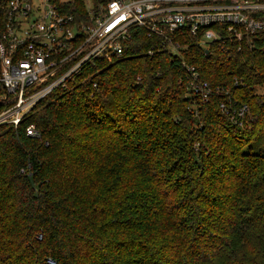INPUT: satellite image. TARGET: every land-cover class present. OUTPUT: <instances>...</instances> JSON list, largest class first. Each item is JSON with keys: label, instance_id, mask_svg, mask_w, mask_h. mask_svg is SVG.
Returning <instances> with one entry per match:
<instances>
[{"label": "trees", "instance_id": "obj_1", "mask_svg": "<svg viewBox=\"0 0 264 264\" xmlns=\"http://www.w3.org/2000/svg\"><path fill=\"white\" fill-rule=\"evenodd\" d=\"M161 41L136 30L89 85L0 127V264H264V35L210 55ZM222 105L249 111L234 124Z\"/></svg>", "mask_w": 264, "mask_h": 264}, {"label": "built area", "instance_id": "obj_2", "mask_svg": "<svg viewBox=\"0 0 264 264\" xmlns=\"http://www.w3.org/2000/svg\"><path fill=\"white\" fill-rule=\"evenodd\" d=\"M70 4L0 0V127H18L58 91L89 85L88 68L121 58L138 29L162 38L160 48L177 55L188 50L185 35L208 55L212 44L223 47L226 38L255 46V38L264 35V0H110L99 7L85 0L80 19ZM182 66L190 91L208 99L212 90L200 71L185 60ZM222 108L234 124L249 111L247 105ZM27 134L39 137L34 125Z\"/></svg>", "mask_w": 264, "mask_h": 264}, {"label": "rangeland", "instance_id": "obj_3", "mask_svg": "<svg viewBox=\"0 0 264 264\" xmlns=\"http://www.w3.org/2000/svg\"><path fill=\"white\" fill-rule=\"evenodd\" d=\"M78 87V86H77ZM256 94L258 95H264V86L257 87L255 89Z\"/></svg>", "mask_w": 264, "mask_h": 264}]
</instances>
